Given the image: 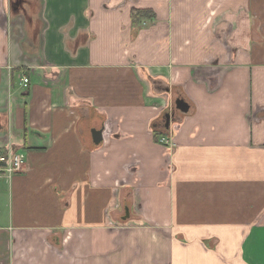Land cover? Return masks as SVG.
I'll return each instance as SVG.
<instances>
[{
	"label": "crops",
	"instance_id": "1",
	"mask_svg": "<svg viewBox=\"0 0 264 264\" xmlns=\"http://www.w3.org/2000/svg\"><path fill=\"white\" fill-rule=\"evenodd\" d=\"M18 1L0 151L26 162L0 178V264H220L186 235L235 230L239 264H264V0Z\"/></svg>",
	"mask_w": 264,
	"mask_h": 264
},
{
	"label": "rangeland",
	"instance_id": "2",
	"mask_svg": "<svg viewBox=\"0 0 264 264\" xmlns=\"http://www.w3.org/2000/svg\"><path fill=\"white\" fill-rule=\"evenodd\" d=\"M32 2H37L35 4V7L32 9L33 14L37 15V12L39 11V2L38 0H30ZM11 5L14 2H19L18 0H10ZM18 12H21V10H19ZM17 14V13H16ZM252 185V184H251ZM250 185V186H251ZM262 191L264 192V183L262 184ZM260 189V191H261ZM260 202L263 201V199H259ZM143 215H135V221L137 220H144L142 218ZM120 223H123V227H126V221L124 220H119ZM250 225L253 226L254 224H264V207L262 205H260L258 207V209H256V211H254V213L250 214ZM172 233H176V232H171L170 233V239L172 240V238L174 239V237H172ZM197 234H199V236L195 235H186V239H185V243L186 245L184 246V248L186 249L187 255H193L195 254V252L193 251V248H190V246H188V243H198L201 248L202 251L204 253H208L210 254V248L207 245V242L210 241V247L211 249H215L216 253H219L221 256V262L220 264H239L240 261H242V255L243 252L241 250V242L245 239L246 235L248 234V231H223V232H196ZM174 235V234H173ZM195 237V238H194ZM198 237V239H197ZM220 239H222V243L220 242ZM184 243V244H185ZM224 243V244H223ZM225 243H228V245H226ZM207 245V247H206ZM190 248V249H189ZM209 250V251H206ZM239 255V256H238Z\"/></svg>",
	"mask_w": 264,
	"mask_h": 264
},
{
	"label": "built area",
	"instance_id": "3",
	"mask_svg": "<svg viewBox=\"0 0 264 264\" xmlns=\"http://www.w3.org/2000/svg\"><path fill=\"white\" fill-rule=\"evenodd\" d=\"M23 82L28 84V77L23 78ZM163 142L166 146H170V141L163 138ZM26 162V157L24 154L11 152V151H0V178L11 179L14 175L23 171ZM116 208H120V204L115 206ZM110 225L122 228L123 223L113 221L110 222Z\"/></svg>",
	"mask_w": 264,
	"mask_h": 264
},
{
	"label": "trees",
	"instance_id": "4",
	"mask_svg": "<svg viewBox=\"0 0 264 264\" xmlns=\"http://www.w3.org/2000/svg\"><path fill=\"white\" fill-rule=\"evenodd\" d=\"M153 12L151 10H144V9H133L131 12V17L133 22L136 24L141 18L143 17H152Z\"/></svg>",
	"mask_w": 264,
	"mask_h": 264
},
{
	"label": "water",
	"instance_id": "5",
	"mask_svg": "<svg viewBox=\"0 0 264 264\" xmlns=\"http://www.w3.org/2000/svg\"><path fill=\"white\" fill-rule=\"evenodd\" d=\"M176 108L177 110H179L180 112H182L183 114H188L190 111V104L183 98H179L176 103ZM99 134V136H101L102 132H97Z\"/></svg>",
	"mask_w": 264,
	"mask_h": 264
}]
</instances>
